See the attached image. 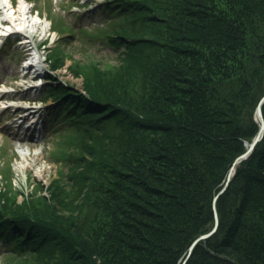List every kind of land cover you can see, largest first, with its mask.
<instances>
[{
	"label": "trees",
	"instance_id": "obj_1",
	"mask_svg": "<svg viewBox=\"0 0 264 264\" xmlns=\"http://www.w3.org/2000/svg\"><path fill=\"white\" fill-rule=\"evenodd\" d=\"M104 1L110 21L81 32L117 52L128 77L105 85L132 80V100L93 68L81 89L50 74L44 99L60 101L50 122L63 126L52 157L66 170L45 207L76 213L56 221L0 198L1 264H181L214 205L217 228L185 264H264V134L214 201L259 129L264 0Z\"/></svg>",
	"mask_w": 264,
	"mask_h": 264
},
{
	"label": "rangeland",
	"instance_id": "obj_2",
	"mask_svg": "<svg viewBox=\"0 0 264 264\" xmlns=\"http://www.w3.org/2000/svg\"><path fill=\"white\" fill-rule=\"evenodd\" d=\"M1 1L0 19L4 16V9L6 10L8 6L6 4L8 0H5V3L4 0ZM12 1L14 2L13 7L15 8L20 0ZM198 1L199 2L193 3L195 7H198L196 4L202 1L204 2L205 0ZM101 2L102 0H24V4L27 6L26 14L33 16V19L37 21V26L35 28L36 31L32 29L34 32L33 34L31 33V35L33 36V47L36 46L39 49V52L41 53V62L43 63L40 68L38 67L36 68L37 70H32L29 73L30 77L28 76L27 78H24L25 71L28 70L23 69V60L26 56H28V53L26 50H23L22 47L18 46V44H15L16 42L14 40V37H20L22 34L19 35L14 33L11 36L3 38L2 46L0 47V88L11 91V94H7L8 97L18 100L19 103L26 106L29 104L27 101L28 99L41 100L44 96L45 88H42L43 86L34 88L33 85L35 83L30 79L31 76L41 73L43 75L41 77L44 78V82L46 81L45 78L48 76L50 71V59L52 58L51 54L52 51H54L53 55H57L56 60L57 62L59 61L54 74H56L59 79L67 81L69 84L80 88L83 83H89L88 81L84 82L83 75L86 73L88 74L93 68L96 74L95 76H98L97 81L99 84H102L100 88L103 89L108 87L111 90L108 93L111 95L113 94L116 97L119 96L120 99L125 100L127 103L132 100L130 97L131 94L126 93L125 91V89H127L132 92V87L128 86L132 80H124L125 89L120 86H114L115 83L113 84L114 87L111 83L110 86L105 85L106 83H109L112 78L118 82V79L120 77L122 78V73H124V75L126 74V71H124V65L121 58L118 57L117 52L101 41H90L88 37H85L84 34L78 30L79 27H87L88 29L86 30H92L97 25L106 24L109 21V14L104 11L101 6ZM204 4H206V8L210 6L208 1L204 2ZM57 17L62 20L61 24H64V27L58 25ZM192 18L193 17L190 19L193 20ZM2 23L4 24L5 22L2 21ZM40 25H46L47 29L45 31H41ZM50 27L54 29V31H51ZM63 32L67 34V37L64 38ZM148 35L154 36L151 34ZM140 74L141 72L136 70L130 76L136 77V75ZM126 75L128 77V74ZM94 81L97 82L96 80ZM48 82L49 81H47V83ZM4 83H6L5 85L7 87H4ZM111 86L115 88L113 91L112 88H110ZM49 103L52 105L51 101ZM35 109L37 111H41V114L43 115L42 120L44 133L42 136L34 138H28V136L25 135V128L20 129L15 126L17 124H10V122H8L7 119L11 118L12 115L17 114L19 110L11 109L6 115L0 114V198L6 199L11 197V203L8 205L15 208L22 207V204L29 207V202H32L31 205L36 204V208L44 209L46 214L51 215L49 214L50 208L47 210L48 207L46 209L45 206L50 205V203L53 205L55 202L49 199L47 189H50L52 182H54V185L58 184L55 180L58 171L60 169L62 172L66 170V166L63 167L62 163V166H60V164L55 162L52 157V154L57 153L55 152L57 142L56 139H59V134L63 126L60 123H57L54 124V129L47 128V122L45 123L47 120V104L43 105L38 103ZM255 118L256 121H258V124H260L259 117L256 112ZM254 137L255 135L252 140ZM252 140L250 142H245L247 147L246 150ZM24 150L29 153V156H34L35 160L30 162L31 159H27V166L22 169L21 167H18V165L21 163L22 152ZM238 164L239 163L235 164L234 159L227 172L226 182L216 193L214 201L217 199V196L225 190L230 181L229 180L227 182L229 173L231 172L233 166L235 165L236 168ZM40 166L44 167L42 176H38L36 173V170L40 168ZM235 168L233 170V174L235 172ZM4 184L5 187L3 186ZM42 195H45L47 200H44ZM55 209V211L53 210L54 212L52 211V215L56 221H60L62 218L75 215L77 207L60 208L57 206ZM213 210L215 217V214L217 215L215 205L213 206ZM204 233H201L195 241L197 242L198 240H201L199 237ZM191 250L188 254L191 253ZM3 251H5V248L3 243L0 242V256ZM186 260L187 257L184 258L181 264H185Z\"/></svg>",
	"mask_w": 264,
	"mask_h": 264
},
{
	"label": "bare ground",
	"instance_id": "obj_3",
	"mask_svg": "<svg viewBox=\"0 0 264 264\" xmlns=\"http://www.w3.org/2000/svg\"><path fill=\"white\" fill-rule=\"evenodd\" d=\"M1 4H2V1H1ZM3 6H5V5H3ZM26 12H27V6L24 4L23 0H20L15 8L14 7L11 8L10 6H7L6 10L4 9V16L0 19L1 21L5 22L4 24L2 23L3 24L2 26H0V44L2 43L3 37L8 35V34H10V33L20 32L21 31V32H23L25 34V33H28L30 31L29 32L30 34L29 35L26 34V36H25L26 38H29L31 36L32 31L33 30L36 31L35 28L37 26V24H36L37 21L33 19V16H30L29 14H26ZM40 29H41V31H45L47 29V27H46V25H44V26L40 25ZM27 40L28 39H25L22 42H25ZM40 54L41 53H38V55H40ZM2 91H4V90L3 89L0 90V94H1ZM11 105L15 106V105H19V103L18 102L17 103L16 102H12V104L9 105V104L5 103V101H4L3 103L0 104V112L4 108H6L8 106H11ZM256 109H257V107H256ZM257 132H256V134H257ZM35 154H36V152H35ZM27 159H31L30 162H32V161L35 160V157L34 156H29V153H27V151L24 150L22 152L21 163H20V165H18V167H21L22 169L26 168ZM236 159H237V157L235 158V160ZM244 159H242V160H244ZM241 161H239V162H241ZM43 171H44V167L40 166V168H38L36 170V173H37L38 176H42Z\"/></svg>",
	"mask_w": 264,
	"mask_h": 264
},
{
	"label": "water",
	"instance_id": "obj_4",
	"mask_svg": "<svg viewBox=\"0 0 264 264\" xmlns=\"http://www.w3.org/2000/svg\"><path fill=\"white\" fill-rule=\"evenodd\" d=\"M263 102H264V95H263L262 98L260 99V101H259V103H258V105H257V109H256V113H257V115H258V117H259V121H260L258 132H257V134L255 135V137H254V139L252 140V142L249 144L248 149H247L245 152H243L242 154H240V155L237 157V159L235 160V164L238 163L239 161H241L242 159L246 158V157L251 153V151H252V149L254 148L255 144H256V143H257V142L263 137V133H264V118H263L262 110H261V105H262ZM234 168H235V165L233 166L231 172L229 173V176H228L227 182L230 180L231 175L233 174V170H234ZM217 225H218V217H217V215L215 214V225H214V227H213L212 230H210L209 232L202 234V235L199 237V239L206 238V237H208L209 235H211V234L214 232V230L216 229ZM195 243H196V241H194V242L191 244V246H190V248H189V252H190L192 246H193ZM188 255H189V254H188ZM187 257H188V256H187Z\"/></svg>",
	"mask_w": 264,
	"mask_h": 264
}]
</instances>
